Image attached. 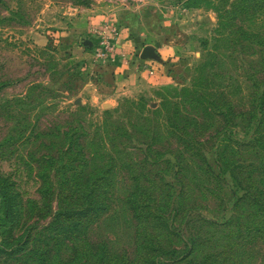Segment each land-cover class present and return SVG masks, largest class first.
<instances>
[{
	"label": "rangeland",
	"instance_id": "obj_1",
	"mask_svg": "<svg viewBox=\"0 0 264 264\" xmlns=\"http://www.w3.org/2000/svg\"><path fill=\"white\" fill-rule=\"evenodd\" d=\"M3 238L0 264H264L261 3L0 0Z\"/></svg>",
	"mask_w": 264,
	"mask_h": 264
},
{
	"label": "crops",
	"instance_id": "obj_2",
	"mask_svg": "<svg viewBox=\"0 0 264 264\" xmlns=\"http://www.w3.org/2000/svg\"><path fill=\"white\" fill-rule=\"evenodd\" d=\"M124 38H125V36H124ZM126 47L124 49H126ZM157 54L160 56V58L159 57L156 58L157 61L154 62V59L150 58L151 60H146V62H143L144 65H146L145 63H147V64L154 63L155 66L153 68H156V70H157V67L159 68V71H157V74L155 76L151 77V79L141 80L140 82H142L143 84L146 83V81H148L147 83L155 84V82L159 83L160 81H165V79H166L165 75L163 74V68L158 63L162 64L163 63L162 61L167 60L168 52L164 48L163 49L159 48V49H157ZM136 64H137V62H135V63L129 62L128 63V59L126 60V56H125L124 65H122L121 69L118 68V70H117V71L122 73L120 75V79H122V83H121L122 85H126V82H127L126 80H128V79L131 80L133 77L138 78V74L136 73V66H135ZM141 76H144L145 78H147L146 72H142ZM117 78L119 79L118 75H117ZM154 79H157L158 81H155Z\"/></svg>",
	"mask_w": 264,
	"mask_h": 264
},
{
	"label": "trees",
	"instance_id": "obj_3",
	"mask_svg": "<svg viewBox=\"0 0 264 264\" xmlns=\"http://www.w3.org/2000/svg\"><path fill=\"white\" fill-rule=\"evenodd\" d=\"M259 1L261 3V7L264 9V0H242V2H248L250 4H253L255 2ZM10 249H12V245L9 243L7 238H3L2 241L0 242V254H5L6 252L8 254H12L10 251ZM18 253L20 251H17Z\"/></svg>",
	"mask_w": 264,
	"mask_h": 264
},
{
	"label": "water",
	"instance_id": "obj_4",
	"mask_svg": "<svg viewBox=\"0 0 264 264\" xmlns=\"http://www.w3.org/2000/svg\"><path fill=\"white\" fill-rule=\"evenodd\" d=\"M87 46H91V44H85ZM149 55H151V51L147 50V49H144L143 52H142V55H141V58L142 59H146L147 57H149Z\"/></svg>",
	"mask_w": 264,
	"mask_h": 264
},
{
	"label": "built area",
	"instance_id": "obj_5",
	"mask_svg": "<svg viewBox=\"0 0 264 264\" xmlns=\"http://www.w3.org/2000/svg\"><path fill=\"white\" fill-rule=\"evenodd\" d=\"M115 31V30H114Z\"/></svg>",
	"mask_w": 264,
	"mask_h": 264
}]
</instances>
